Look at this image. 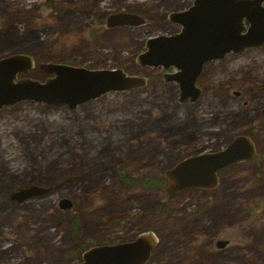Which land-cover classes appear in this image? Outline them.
<instances>
[{"label": "rangeland", "instance_id": "rangeland-1", "mask_svg": "<svg viewBox=\"0 0 264 264\" xmlns=\"http://www.w3.org/2000/svg\"><path fill=\"white\" fill-rule=\"evenodd\" d=\"M192 1L0 0V58L31 57L30 79L52 78L37 69L47 63L145 79L72 110L0 109V264H78L97 239L147 232L158 239L153 264H264V45L205 63L194 102L180 103L178 84L163 81L173 69L133 62L147 38L179 31L166 16ZM119 12L144 24L107 28L105 17ZM236 136L250 139L253 158L218 172L213 189L166 195L165 171ZM30 186L47 192L9 201ZM61 198L69 210L58 209Z\"/></svg>", "mask_w": 264, "mask_h": 264}, {"label": "water", "instance_id": "water-1", "mask_svg": "<svg viewBox=\"0 0 264 264\" xmlns=\"http://www.w3.org/2000/svg\"><path fill=\"white\" fill-rule=\"evenodd\" d=\"M263 4L264 0H193L187 9L166 16V21L179 26V31L147 38L144 51L133 62L141 68L173 69V73L162 75L163 81L178 84L180 103L185 99L194 102L200 94L195 80L205 63L264 45ZM104 22L107 28L144 24L138 15L125 12L107 15ZM34 67L33 59L26 55L0 58V109L34 102L64 105L72 110L106 93L135 90L145 83V79L126 75L120 69L88 70L48 63L37 66L40 72L53 76L41 83L27 77ZM261 113L264 115V105ZM254 156L250 139L236 136L221 150L184 158L165 171V193L169 196L183 189H213L219 171ZM46 192L30 186L12 191L8 199L21 203ZM56 204L60 210L71 208L65 198ZM154 242L151 234L144 233L130 242L91 247L81 254L78 264H143ZM226 244L217 241L215 248L222 249Z\"/></svg>", "mask_w": 264, "mask_h": 264}, {"label": "flooded vegetation", "instance_id": "flooded-vegetation-1", "mask_svg": "<svg viewBox=\"0 0 264 264\" xmlns=\"http://www.w3.org/2000/svg\"><path fill=\"white\" fill-rule=\"evenodd\" d=\"M264 5V4H263ZM227 55H233V54H231V53H229V54H227ZM227 55H225V56H227ZM224 56V57H225ZM223 57V58H224ZM222 58V59H223ZM222 59H220V60H222ZM203 68V67H202ZM174 72V70L171 72V73H173ZM200 75V74H199ZM198 78V77H197ZM197 78H196V80H197ZM196 80H195V83H196ZM195 87H196V85H195ZM197 88V87H196ZM239 93H237V95H238ZM187 158V157H186ZM220 172V171H219ZM218 176V175H217ZM190 189H193V188H190ZM186 190H189V189H186ZM197 190H200V189H197ZM140 230H144V228H139ZM152 232V231H151ZM144 234V233H143ZM146 234H151L152 236H153V238L155 239V242H157L158 241V239H157V237H156V235L152 232V233H149V232H147ZM139 235H141V234H139ZM139 235H136V236H134L132 239H130V240H128V241H126V240H124V241H122V242H119V240H117L116 242H112V243H108V241H106V242H104V243H99V242H97L96 244H94V246H92V247H95V246H101V245H112V244H118V243H125V242H130V241H132V240H134L137 236H139ZM155 244L153 245V247H152V249H151V251H150V253H149V257H148V259H147V261L146 262H144L143 264H153L154 263V258H152L153 256H152V253H153V251H154V249H155ZM91 248V247H90ZM87 250V249H86ZM157 259V258H156ZM158 261V260H157ZM157 263H159V261L157 262Z\"/></svg>", "mask_w": 264, "mask_h": 264}, {"label": "trees", "instance_id": "trees-1", "mask_svg": "<svg viewBox=\"0 0 264 264\" xmlns=\"http://www.w3.org/2000/svg\"><path fill=\"white\" fill-rule=\"evenodd\" d=\"M34 79H37V78H34ZM152 180L151 179H144L142 180L141 182H139V184H142V185H146V186H152ZM155 186H161V184H157ZM97 242H101V243H104L106 242L104 239H97ZM108 243H112V240L111 241H108ZM261 252H262V255H263V261H264V245L261 247Z\"/></svg>", "mask_w": 264, "mask_h": 264}]
</instances>
